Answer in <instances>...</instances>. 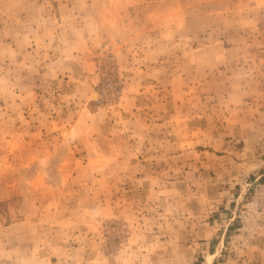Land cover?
Here are the masks:
<instances>
[{
	"label": "rangeland",
	"instance_id": "1",
	"mask_svg": "<svg viewBox=\"0 0 264 264\" xmlns=\"http://www.w3.org/2000/svg\"><path fill=\"white\" fill-rule=\"evenodd\" d=\"M0 264H264V0H0Z\"/></svg>",
	"mask_w": 264,
	"mask_h": 264
}]
</instances>
